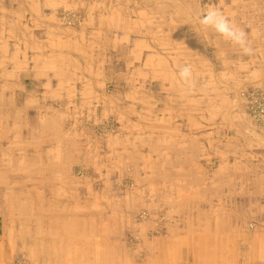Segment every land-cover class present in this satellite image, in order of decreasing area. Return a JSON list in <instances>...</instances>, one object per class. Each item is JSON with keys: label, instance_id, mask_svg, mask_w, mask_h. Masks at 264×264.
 <instances>
[{"label": "rangeland", "instance_id": "1", "mask_svg": "<svg viewBox=\"0 0 264 264\" xmlns=\"http://www.w3.org/2000/svg\"><path fill=\"white\" fill-rule=\"evenodd\" d=\"M209 262L264 264V0H0V264Z\"/></svg>", "mask_w": 264, "mask_h": 264}, {"label": "crops", "instance_id": "2", "mask_svg": "<svg viewBox=\"0 0 264 264\" xmlns=\"http://www.w3.org/2000/svg\"><path fill=\"white\" fill-rule=\"evenodd\" d=\"M190 253V252H189ZM192 253V252H191ZM193 255V253H192ZM213 262H209L208 264H212ZM186 264H191V263H186ZM192 264H196V263H192Z\"/></svg>", "mask_w": 264, "mask_h": 264}]
</instances>
